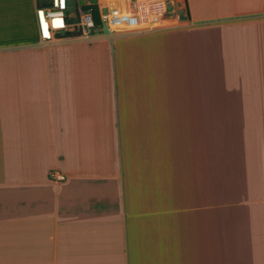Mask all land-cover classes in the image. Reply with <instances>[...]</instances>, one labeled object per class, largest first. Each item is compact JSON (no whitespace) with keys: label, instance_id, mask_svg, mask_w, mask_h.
<instances>
[{"label":"crops","instance_id":"1","mask_svg":"<svg viewBox=\"0 0 264 264\" xmlns=\"http://www.w3.org/2000/svg\"><path fill=\"white\" fill-rule=\"evenodd\" d=\"M39 1L172 24L0 0V264H264V0Z\"/></svg>","mask_w":264,"mask_h":264},{"label":"built area","instance_id":"2","mask_svg":"<svg viewBox=\"0 0 264 264\" xmlns=\"http://www.w3.org/2000/svg\"><path fill=\"white\" fill-rule=\"evenodd\" d=\"M66 4H70L66 0ZM42 15L45 30L39 38L41 44L55 42L63 38H89L104 28L110 33L152 30L165 28L172 22L162 12L154 11L142 15L134 14L117 7L104 6L98 10L99 24L94 22L91 11L81 6L68 8L66 5L47 6ZM51 177L61 179V175L50 173Z\"/></svg>","mask_w":264,"mask_h":264},{"label":"trees","instance_id":"3","mask_svg":"<svg viewBox=\"0 0 264 264\" xmlns=\"http://www.w3.org/2000/svg\"><path fill=\"white\" fill-rule=\"evenodd\" d=\"M37 1H38L37 5L39 6V8H41L43 6H50L51 5V3H42L39 0H37ZM69 1H71V0H69ZM83 9L91 11L93 19H94V22L97 25L100 23L99 22V17H98V8H97V5L95 3H89V4L85 5V6H83Z\"/></svg>","mask_w":264,"mask_h":264},{"label":"rangeland","instance_id":"4","mask_svg":"<svg viewBox=\"0 0 264 264\" xmlns=\"http://www.w3.org/2000/svg\"><path fill=\"white\" fill-rule=\"evenodd\" d=\"M102 31H107L105 28Z\"/></svg>","mask_w":264,"mask_h":264}]
</instances>
